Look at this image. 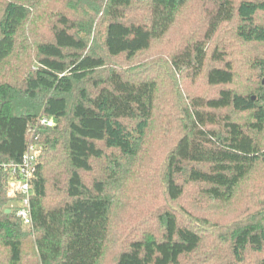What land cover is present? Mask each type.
<instances>
[{"label": "trees", "instance_id": "obj_1", "mask_svg": "<svg viewBox=\"0 0 264 264\" xmlns=\"http://www.w3.org/2000/svg\"><path fill=\"white\" fill-rule=\"evenodd\" d=\"M99 16L102 53L89 45ZM184 17L193 30L169 65L203 75L213 92L177 105L166 194L179 202L182 181L195 184L223 217L169 205L143 212L113 264H264V0H0V264H102L119 202L108 182L123 183L125 167L139 173L161 86L127 70L99 72L108 57L151 49ZM82 83L97 91L84 85L72 102ZM42 116L58 124L36 131L43 149L27 226L3 165L20 161Z\"/></svg>", "mask_w": 264, "mask_h": 264}, {"label": "rangeland", "instance_id": "obj_2", "mask_svg": "<svg viewBox=\"0 0 264 264\" xmlns=\"http://www.w3.org/2000/svg\"><path fill=\"white\" fill-rule=\"evenodd\" d=\"M199 19L204 17V12L201 14V10L197 12ZM191 17V16H190ZM83 19L86 18L83 15ZM95 20L94 28L98 29L94 39H90V49L102 53V40L101 35L103 33L104 18L99 16ZM185 17L175 24L172 31L163 39L153 43L151 49L144 51L133 59H128L125 55L118 57H108V66L99 72L98 78L107 77L112 68L117 70H127L135 76H147L155 77L160 82L159 101L157 111L153 121L152 128L154 127L155 133L152 136V141L144 155L141 163L137 166L138 174L136 175L134 169L128 170L126 173H122L118 179L121 181L108 182L109 195L112 199H118V203L113 208V222H114V235L111 238V242L108 246V250L102 260V264H113L114 260L124 247V244L128 243L132 234L128 229L138 226V221L144 217L146 212L150 210H159L166 205L174 207L180 215H182L183 208L191 210L193 213H208L214 217H223L222 209L214 204L207 202L205 196L201 193L200 189L195 184L186 185V192L184 198L179 202H173L167 198V155L169 151L170 142L173 143L174 131L178 128L177 121L180 117V109L177 105L182 102L186 96H193L194 94L213 92L210 89L205 79L200 76L198 78H192L189 73L178 72L171 68L169 65V58L180 49L185 34H190L193 30L190 26L185 24ZM95 32L92 33L94 35ZM228 43L232 44V40L227 36L225 39ZM233 48H230L231 51ZM153 61L155 65L141 61ZM242 65L241 69H245L247 61L244 55L239 57ZM149 66V67H148ZM86 86L88 92L93 94L97 91L96 86H92L91 83L80 84L74 92L72 102L76 101L79 97V91L82 86ZM57 121V120H56ZM68 120H62L60 126L63 128L67 125ZM58 124V121H57ZM106 162H98L96 164V173H102ZM133 166V164H131ZM130 175L135 177L134 180H129ZM122 191V199L120 192ZM119 192V193H118ZM130 200L129 207H126L122 203L123 200ZM222 213V214H221ZM129 215L130 218L127 216ZM124 228H128L123 231ZM126 235V237H125Z\"/></svg>", "mask_w": 264, "mask_h": 264}, {"label": "built area", "instance_id": "obj_3", "mask_svg": "<svg viewBox=\"0 0 264 264\" xmlns=\"http://www.w3.org/2000/svg\"><path fill=\"white\" fill-rule=\"evenodd\" d=\"M57 121L53 117L42 116L37 123L30 127L33 140L28 144L20 161L7 163L3 169L9 172L10 194L16 199L12 204L16 215L27 226L33 223L32 217V181L36 176L39 164V154L43 149L41 143L37 141V128L54 129Z\"/></svg>", "mask_w": 264, "mask_h": 264}, {"label": "water", "instance_id": "obj_4", "mask_svg": "<svg viewBox=\"0 0 264 264\" xmlns=\"http://www.w3.org/2000/svg\"><path fill=\"white\" fill-rule=\"evenodd\" d=\"M6 211H7V212H11V211H12V209H11V208H8V209H6Z\"/></svg>", "mask_w": 264, "mask_h": 264}]
</instances>
